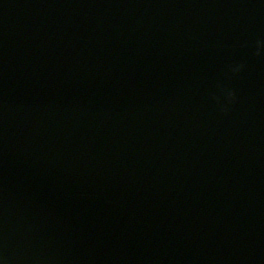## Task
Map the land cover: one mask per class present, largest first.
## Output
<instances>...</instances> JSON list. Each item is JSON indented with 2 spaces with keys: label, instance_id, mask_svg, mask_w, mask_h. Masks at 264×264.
Returning <instances> with one entry per match:
<instances>
[{
  "label": "water",
  "instance_id": "water-1",
  "mask_svg": "<svg viewBox=\"0 0 264 264\" xmlns=\"http://www.w3.org/2000/svg\"><path fill=\"white\" fill-rule=\"evenodd\" d=\"M203 2L176 38L141 0H0V88L32 69L0 100V264H264V0Z\"/></svg>",
  "mask_w": 264,
  "mask_h": 264
},
{
  "label": "clouds",
  "instance_id": "clouds-1",
  "mask_svg": "<svg viewBox=\"0 0 264 264\" xmlns=\"http://www.w3.org/2000/svg\"><path fill=\"white\" fill-rule=\"evenodd\" d=\"M238 70V69H237ZM231 95V93H229Z\"/></svg>",
  "mask_w": 264,
  "mask_h": 264
}]
</instances>
